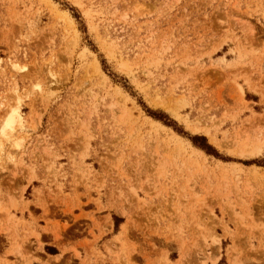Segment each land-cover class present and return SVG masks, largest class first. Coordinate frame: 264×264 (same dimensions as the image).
I'll list each match as a JSON object with an SVG mask.
<instances>
[{"label": "rangeland", "instance_id": "rangeland-1", "mask_svg": "<svg viewBox=\"0 0 264 264\" xmlns=\"http://www.w3.org/2000/svg\"><path fill=\"white\" fill-rule=\"evenodd\" d=\"M58 255L264 264V0H0V264Z\"/></svg>", "mask_w": 264, "mask_h": 264}, {"label": "trees", "instance_id": "trees-1", "mask_svg": "<svg viewBox=\"0 0 264 264\" xmlns=\"http://www.w3.org/2000/svg\"><path fill=\"white\" fill-rule=\"evenodd\" d=\"M146 112H147L149 115H151L154 119L163 122L166 126H172V123H170V122H166V121L164 120L165 117H163V115L160 116V117H157L154 113H152L151 111H149V110H147V109H146ZM175 130H176V129H175ZM191 141H192L193 145H195V146L201 148L202 150L207 151V152H210V151L213 152V149H212L209 145L206 144V140H205L203 137H192V138H191ZM198 141H200L201 143H199ZM197 143H198V145H197ZM215 156H218V155L215 154ZM114 220L116 221V219H114ZM47 251H48L49 254H52V255L55 254V252H54L52 249H50V248H47Z\"/></svg>", "mask_w": 264, "mask_h": 264}, {"label": "bare ground", "instance_id": "bare-ground-1", "mask_svg": "<svg viewBox=\"0 0 264 264\" xmlns=\"http://www.w3.org/2000/svg\"><path fill=\"white\" fill-rule=\"evenodd\" d=\"M13 114V113H12ZM14 115V114H13ZM15 117H16V115H15ZM17 118V117H16ZM16 118L14 119V117H12V119H10L9 120V124H12V122L15 120L16 121ZM14 124V123H13ZM59 246H61V245H59ZM37 253V252H36ZM34 254V253H33ZM60 257H59V255H58V257L56 256V257H48V258H46V259H44V258H42V257H40V256H34V257H31L30 259H28V261L29 260H33V261H37V262H39V263H41V264H60ZM234 264V263H233Z\"/></svg>", "mask_w": 264, "mask_h": 264}]
</instances>
